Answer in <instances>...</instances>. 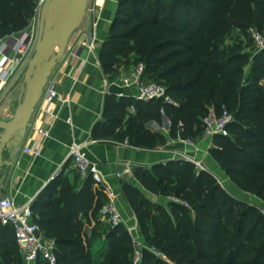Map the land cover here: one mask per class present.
Returning a JSON list of instances; mask_svg holds the SVG:
<instances>
[{"label": "trees", "instance_id": "1", "mask_svg": "<svg viewBox=\"0 0 264 264\" xmlns=\"http://www.w3.org/2000/svg\"><path fill=\"white\" fill-rule=\"evenodd\" d=\"M34 1L0 0V38L27 28ZM251 28L264 29V0H118L98 53L102 71L114 73L134 55L132 63L142 62L146 79L163 85L171 102L106 94L93 138L154 149L165 138L148 123L166 120L170 138L193 140L202 136L208 109L224 106L233 117L229 134L216 136L209 154L238 189L264 204V49L222 45L233 29L246 36ZM133 176L151 195L123 185L144 239L141 264H264V214L228 194L211 172L169 160ZM78 177L71 183L59 174L30 205L42 235L54 241L57 264H131V236L121 224L98 220L105 196L90 178L77 184ZM171 178L180 181L173 195L188 207L151 200L164 195ZM92 221L97 226L88 231ZM100 233L105 239L94 258ZM0 264H23L9 225L0 226Z\"/></svg>", "mask_w": 264, "mask_h": 264}, {"label": "crops", "instance_id": "2", "mask_svg": "<svg viewBox=\"0 0 264 264\" xmlns=\"http://www.w3.org/2000/svg\"><path fill=\"white\" fill-rule=\"evenodd\" d=\"M117 2L118 0L87 1L84 18L78 29L76 28L68 37L63 50L55 55V62L47 79V82L53 81L56 84L59 98L47 106L43 100V88L26 127L22 131L13 133L7 141L0 142V198L8 196L16 204L33 201L39 192L59 174L73 183L75 176L71 171L74 167L67 157V145L71 141L96 140L92 132L95 125L103 120L102 110L106 94L135 97L133 87H124L119 82V76L134 65L132 55H129L128 63L120 64L111 74H105L98 61V53L108 35ZM54 3L55 0H51L47 10L58 15L65 1L57 0V4L54 5ZM94 22L96 26L92 28ZM85 39L92 42L93 49L89 52L82 49L81 59L77 61L72 57V52ZM3 77L4 72L0 69V90L10 80L3 81ZM65 97L69 98L68 108L63 101ZM20 107L21 103L15 107L13 113L2 117L0 122H12L19 115ZM129 112L134 111L130 109ZM67 119H70V123ZM3 131L0 128V135ZM39 131H47V135ZM164 135L167 142L154 149L134 147L114 139H97V142L88 144L85 149L87 156L96 162L106 185L117 195V203L123 217L121 225L132 238L137 237L141 244H144L141 226L123 189V185L128 184L150 198L151 195L133 176L136 168L149 169L155 164L174 160V157L186 152L203 160L208 171L213 175L216 174L230 181L210 156L209 139L201 136L184 143L170 138L169 132ZM35 139L40 145L39 157L25 152ZM116 173H119L120 177H116ZM253 197L255 201L250 204L259 208L264 206L257 197ZM155 202L160 204L162 200L157 197ZM84 222H86L85 219ZM85 225L88 231L97 226L93 221ZM99 236L97 240H101L103 244L105 236L103 233Z\"/></svg>", "mask_w": 264, "mask_h": 264}, {"label": "built area", "instance_id": "3", "mask_svg": "<svg viewBox=\"0 0 264 264\" xmlns=\"http://www.w3.org/2000/svg\"><path fill=\"white\" fill-rule=\"evenodd\" d=\"M46 0H39V6ZM96 23H92V28ZM250 38L256 48V51L264 49V33L251 28L249 30ZM34 43V26L30 24L21 32L10 33L0 38V69L4 72L3 81H7L14 74L19 60L22 56L28 54L33 48ZM82 49L88 52L93 49L90 40H82L73 50L72 57L77 61L81 59ZM145 65L142 62L134 64L127 72L119 76V82L124 87H133L135 89V98L143 101L163 100L171 102L166 94L165 87L157 82L147 80L145 77ZM59 94L56 90V84L49 81L44 86L43 100L47 106L52 104ZM66 108L69 107V98H63ZM233 120L232 114L222 106L220 111L209 108L207 114L202 118V137L210 140V147L213 146V139L216 136H227V125ZM70 123V119H67ZM43 135H47V131H39ZM184 143L189 140L179 139ZM96 140L71 141L68 145V158L71 160L75 170L82 179L90 178L92 186L102 190L106 196L105 203L98 212V220L108 227H115L123 222L122 213L117 203V195L106 185L102 174L100 173L96 162L91 160L85 149L88 144H93ZM25 152L32 153L35 157L41 155L39 141L35 139L31 146L25 149ZM181 160L192 163L198 171L208 170L203 160L196 158L186 152H182L179 156ZM216 179L220 177L214 174ZM116 177H120L116 173ZM175 202L181 201L175 200ZM31 201L25 204H16L10 197L3 196L0 198V226L9 225L12 228L16 244L19 248L20 256L23 264H37L45 262L47 264H57L55 255L54 241L45 238L39 226L34 221V215L30 208ZM188 207L187 204L183 203ZM262 213L264 211L260 208ZM129 233V232H128ZM131 236V234L129 233ZM132 238V236H131ZM134 247L144 246L136 238H132ZM151 252L152 248L147 247ZM162 258H164L162 256ZM131 264H141V253L135 249Z\"/></svg>", "mask_w": 264, "mask_h": 264}, {"label": "rangeland", "instance_id": "4", "mask_svg": "<svg viewBox=\"0 0 264 264\" xmlns=\"http://www.w3.org/2000/svg\"><path fill=\"white\" fill-rule=\"evenodd\" d=\"M63 1H65V0H63ZM45 2L39 6V0L34 1L33 12L29 18L28 25H27V26H29L30 24H32L34 26L33 48L28 52V54H26L25 56H22L20 58L19 64H18L14 74L10 77V80L7 82V84L0 90V119L4 116L9 115V113H13V110L15 109V107L19 103H22L24 100V91H25L24 76H25V72L27 69L28 62L30 61V59L34 53V48H35V44L37 41L38 25L40 22V13H41V10H42ZM56 4H57V0H55L54 5H56ZM63 6L60 9V13L63 9ZM59 14L56 15L55 13L46 10V15H45L46 20L44 21V27H43V32L45 34H49L51 32V30L54 26L53 23L55 22V20L59 16ZM261 33H264V29L262 30ZM234 44H240L242 46L243 50H246L250 53L256 52V48H255V46H254V44L250 38L249 32L247 33L246 36H243V34L240 33L237 29H233L222 40V45H231L232 46ZM61 46H62L61 42H55L52 50L49 52V59L54 58V56L57 54V52L61 49ZM133 56L134 55H132L131 58ZM247 69L248 68H246V70ZM37 72L39 73V76L41 77L42 76V64L40 66H38ZM262 83L264 84V81H262ZM200 126H202V123H200ZM148 127L150 129H152L153 131H156V132H159L160 134H162L164 136V138H165L164 134H166L168 132V124L167 123L165 124V121H163L162 126L150 121L148 123ZM166 142H167V139L165 138V143ZM164 144H161V145H164ZM179 156L180 155H177L176 157H174V160H181V158ZM71 172H72L73 176L78 174L77 171L75 170V168H73V170ZM78 178H79V180L77 181V184H79L78 182H81L80 175ZM217 180H218L219 184L221 185V187H223L228 194H230V195H232L238 199H241L243 201H246L248 203H253V201H255V199L252 195L241 191L232 182L228 181L227 179H224L221 177ZM178 184H180V181L177 179H173V178H171L167 182H164L163 186H165L166 189H165L164 195L160 196V199L162 200V202L160 204H162L164 207L168 205V202L174 201V199L181 201L180 197H175L173 195L174 190H172L173 186H177ZM261 208L264 211V206ZM147 209H150L152 212V208L147 207ZM97 228H99L98 230H104L102 228V225L98 226ZM101 245H102L101 240L100 241L97 240L94 242V244L92 246V252H93L94 258L97 257V253H98L99 249L101 248Z\"/></svg>", "mask_w": 264, "mask_h": 264}, {"label": "water", "instance_id": "5", "mask_svg": "<svg viewBox=\"0 0 264 264\" xmlns=\"http://www.w3.org/2000/svg\"><path fill=\"white\" fill-rule=\"evenodd\" d=\"M50 1L51 0H47L41 10L34 53L28 62L24 76L25 91L24 100L22 103H24L26 100V107L23 109V111H21L22 113H19V115L12 122H0V128L4 130L0 135L1 143L7 141L13 133L22 131L28 124L33 109L37 104L47 82L51 67L55 62V56L53 59H49L48 44L51 43L54 45L55 42H61L62 46L59 51L63 50L68 37L75 31L84 18L88 0H67L72 12L70 22L68 24L59 22L53 26L49 34H45L43 32V27L44 21L46 20V9L48 8ZM41 64L42 76H39L38 85L36 88H34L31 81L39 75L37 68ZM152 201H157V196H153ZM135 249L140 252L142 247L137 246Z\"/></svg>", "mask_w": 264, "mask_h": 264}, {"label": "bare ground", "instance_id": "6", "mask_svg": "<svg viewBox=\"0 0 264 264\" xmlns=\"http://www.w3.org/2000/svg\"><path fill=\"white\" fill-rule=\"evenodd\" d=\"M71 17H72V12H71L70 6H69L67 0H65L63 9H62L61 13L59 14V16L57 17V19L55 20V22L53 23V25H55L59 22L60 23L63 22V24H68L71 20ZM52 48H53V45L51 43H49L48 44V52H50L52 50ZM38 80H39V75L34 80L31 81L34 88L37 87ZM26 104H27L26 100L24 101V103H21L19 113H22L21 111H23V109L26 107Z\"/></svg>", "mask_w": 264, "mask_h": 264}]
</instances>
